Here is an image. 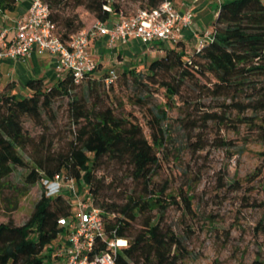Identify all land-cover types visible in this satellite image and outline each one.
<instances>
[{"label":"trees","instance_id":"obj_1","mask_svg":"<svg viewBox=\"0 0 264 264\" xmlns=\"http://www.w3.org/2000/svg\"><path fill=\"white\" fill-rule=\"evenodd\" d=\"M17 1L0 0V13L15 10ZM123 1L47 0V3L51 19L67 39L84 26L75 11L78 7L94 20L110 23L121 13L128 15ZM133 1L140 3L139 8H150L163 0ZM119 79L146 89L153 85L162 88L170 103L186 94L182 101L198 103L200 108L205 105L203 98L208 96L220 109L202 112L199 117L203 122L229 121L225 112L231 108L239 114L250 110L251 116L237 121L258 129L264 143V0L221 1L210 35L199 50L182 38L152 59L144 71L123 69L120 73L115 71L114 77L109 71L104 76L89 73L79 82L65 72L49 86L41 78L28 79L23 96L12 91L10 82L6 91H0V191L3 179L16 167L24 169L25 185L62 173L65 178L74 179L78 192L86 188L93 206L99 209L106 233L126 240L118 248L114 264H177L187 255L184 238L162 218L169 205L177 201L166 192V183L157 186L153 181L161 165L160 151L169 137L168 124L162 123L167 118L166 112L157 106L145 107L150 110L147 135L136 116L116 112L105 101L108 90ZM234 94H244V99L236 100ZM136 97L143 105L145 95ZM61 98L67 99L74 129L66 146L55 149L45 119L56 122L54 104ZM226 99L230 101L226 103ZM26 121L41 130L31 134L25 128ZM194 123L196 120L192 118L191 124ZM216 142L219 146L232 143L222 138ZM259 157V166L248 177L251 182L264 179V148ZM113 164L116 172L123 170L130 176L129 185H122V179L107 180L106 174H97L102 167L110 168ZM261 186L264 188V181ZM26 191L25 188L23 193ZM72 199L66 193L48 196L42 190L22 224L0 223V264L50 261L51 245L60 233L66 232L59 219L76 213ZM182 202L187 210L191 209L188 195L182 194ZM260 203L264 206V202L253 204ZM257 229L264 233V223ZM105 246L99 240L97 250ZM253 264H264V259H255Z\"/></svg>","mask_w":264,"mask_h":264},{"label":"rangeland","instance_id":"obj_2","mask_svg":"<svg viewBox=\"0 0 264 264\" xmlns=\"http://www.w3.org/2000/svg\"><path fill=\"white\" fill-rule=\"evenodd\" d=\"M123 5L125 12L132 14L140 3L124 0ZM65 10L69 11L68 8ZM75 11L83 20V27L93 22V16L82 7ZM159 55L141 62L129 59L122 64H112V67L117 73L129 68L144 71L149 62ZM105 73L99 70L93 72L94 76H104ZM11 83L12 89L14 83ZM7 84L0 87V91H6ZM18 93L23 96L26 91ZM138 95H145L143 105L137 101ZM183 97L170 103L162 88L153 85L146 89L143 85L136 86L119 79L113 89L108 90L105 99L115 107L116 112L136 116L147 135L149 128L146 121L150 110L145 107L157 106L166 112L167 118L162 119V123L168 124L169 137L165 148L160 151L161 165L153 181L157 186L166 183V192L173 195L172 200L177 201L169 205L162 217L165 224L184 238L187 255L177 264H253L255 259H264V233L257 229L260 223H264V206L261 203L253 204L264 202V188L261 186L264 179L251 182L248 178L260 164L259 152L264 148V143L258 129H251L245 122L237 121V118L251 116L252 112L246 110L239 114L231 108L225 112L226 118L231 120L217 122L209 119L203 122L199 117L203 115L202 112L220 109L216 101L205 96V105L199 108L198 103L182 101ZM234 97L243 100L244 94H234ZM229 101L226 99V103ZM66 102V98L55 102L56 122L49 123V119H45L55 149L65 147L73 136L74 127ZM192 118L196 120L193 125ZM25 128L31 134L41 130V127L29 121L25 122ZM219 138L232 143L219 146L216 142ZM103 173L107 175V180L114 177L117 181L122 179V185L131 182L130 176L125 175L123 170L116 172L114 164L97 171V174ZM24 174V169L16 167L3 179L0 223L22 224L44 190L41 182L25 185ZM25 188L27 191L23 193ZM182 194L189 196L190 210L182 202ZM88 196L85 187L79 190L78 197L72 199L75 212L79 201L93 205ZM57 241L58 238H55L54 243Z\"/></svg>","mask_w":264,"mask_h":264},{"label":"built area","instance_id":"obj_3","mask_svg":"<svg viewBox=\"0 0 264 264\" xmlns=\"http://www.w3.org/2000/svg\"><path fill=\"white\" fill-rule=\"evenodd\" d=\"M111 11V8L104 5ZM14 36L6 39L0 33V60L25 58L33 53L50 54L55 58V67L63 73L70 72L75 82L97 69L88 47L92 40L105 38L107 45L127 44L137 40L143 44L155 41L176 43L184 37V32L193 24L191 9L179 11L172 0H163L157 6L138 8L134 13L120 14L110 23L95 19L88 27H83L65 39L59 27L50 17L47 0H31L25 14L13 21ZM210 31L196 36L195 47L199 50L208 38ZM114 77L115 70H109ZM110 79V78H109ZM107 79V81L109 80ZM45 194L58 193L78 197V186L74 179L65 178L58 173L53 179L41 181ZM90 198V196H88ZM77 212L70 218H60L59 223L66 228L60 233L58 241L51 245V260L41 264H114L115 254L123 238L109 236L105 231L99 209L92 203H77ZM99 240L106 244L98 249ZM123 244V245H124Z\"/></svg>","mask_w":264,"mask_h":264},{"label":"crops","instance_id":"obj_4","mask_svg":"<svg viewBox=\"0 0 264 264\" xmlns=\"http://www.w3.org/2000/svg\"><path fill=\"white\" fill-rule=\"evenodd\" d=\"M31 0H18L15 10L0 13V33L6 39L14 36L13 21L16 17L27 12ZM174 6L179 11L191 9L193 12V24L184 33V40H188L195 45L196 36L204 31H210L213 19L216 16L218 6L223 0H172ZM214 4L216 6L214 7ZM171 42L155 41L150 44H143L137 40H132L127 44L107 45L105 38L91 41L88 51L91 58L96 62L99 71L115 70L112 64H122L126 60L145 61L150 57L161 55ZM159 55V56H160ZM63 72L55 67V58L50 54H36L25 58L0 60V87L7 83H14L12 91H26L25 83L30 78H41L45 84L54 83L62 76Z\"/></svg>","mask_w":264,"mask_h":264},{"label":"bare ground","instance_id":"obj_5","mask_svg":"<svg viewBox=\"0 0 264 264\" xmlns=\"http://www.w3.org/2000/svg\"><path fill=\"white\" fill-rule=\"evenodd\" d=\"M119 244H124L123 240H120Z\"/></svg>","mask_w":264,"mask_h":264}]
</instances>
